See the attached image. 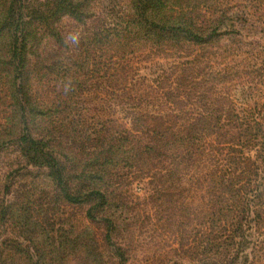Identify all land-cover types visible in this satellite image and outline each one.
<instances>
[{"label": "rangeland", "instance_id": "rangeland-1", "mask_svg": "<svg viewBox=\"0 0 264 264\" xmlns=\"http://www.w3.org/2000/svg\"><path fill=\"white\" fill-rule=\"evenodd\" d=\"M30 1L43 9L52 0L22 3ZM218 1L207 20L225 13L226 34L166 52L143 41L102 49L100 26L115 28L129 0H92V19L66 17L54 24L55 37L43 31L29 42L23 103L0 74V264H264V204L235 208L229 234L247 244L217 251L216 236L226 237L210 228V197L194 176L225 165L219 146L215 158L207 151L184 169L183 191L172 199L156 193L163 164L138 172L130 162L105 160L136 112L184 124L226 121L235 112L264 123V0ZM219 106L223 114H215ZM29 137L35 146L23 140ZM247 139L240 140L245 166L264 188V140Z\"/></svg>", "mask_w": 264, "mask_h": 264}, {"label": "trees", "instance_id": "trees-1", "mask_svg": "<svg viewBox=\"0 0 264 264\" xmlns=\"http://www.w3.org/2000/svg\"><path fill=\"white\" fill-rule=\"evenodd\" d=\"M91 2L92 0H52L51 4L43 5V10L42 7L35 9L30 5L31 1L27 6L22 0H0V74L6 75L8 87L14 90L12 98L19 104L27 98L23 77L29 67L28 52L32 46L29 42L37 44V38L40 37L38 33L41 32L42 36L43 31L50 33L51 38L55 37L54 24L66 17L78 22L92 19V13L89 12ZM218 4L220 1L216 3V0H129L127 9L114 24L115 28L100 26V47L104 49L118 42L123 47L131 48L130 44L143 41L153 47L167 49L166 52H177L191 46L211 45L213 40L226 34L220 32L227 21L225 13L218 20H207L209 13L214 10L213 6ZM26 9L29 12L25 14ZM56 37L61 38L62 34ZM102 49L100 50L103 51ZM160 93L164 100L169 99L166 91ZM22 106L23 104L20 106L21 120L26 114ZM262 109L264 110V105ZM255 111L257 112V106ZM206 112L209 114L210 108ZM223 112L222 106L215 109V114ZM134 114L136 116L132 129L123 128L115 133L121 145L115 151L106 152L105 160L109 158L110 162L116 164L130 162L138 172L142 168L154 172L163 164V174H155L154 180L160 177L159 180L163 183L159 186L163 185L164 188L156 189V193L172 199L175 190L180 188L183 191L181 185L182 177L185 176L182 175L184 169L198 163L196 158L207 151L209 157L213 156L211 152L218 153L215 147L219 146L221 153L218 155L225 158V165H211L199 177L194 176L195 183L199 190L210 197V228L226 237L222 240V236H216L217 251L221 246H225L227 250L234 245L242 247L247 244L244 238L238 243L235 241L237 233L231 237L227 220L235 208L246 210L247 207L250 208V202L257 206L264 204L263 185L256 183L248 173L250 167L247 169L245 166L248 161L243 155V143L240 144V140L247 136L250 137L247 139L249 142L258 138L264 140V123L253 117L251 120L234 117L235 112H231L232 117L226 121L218 116L214 120L207 115L208 117L203 116L186 124L176 118L167 119L163 115L152 117L149 113ZM233 129L237 133H231ZM236 139L237 143L230 144ZM23 140L30 141L35 146L30 137ZM209 157L205 159V164L210 163L207 162ZM200 212L203 214L204 210ZM255 215L261 221V211H255ZM205 218L206 215L202 218L203 222ZM238 229L240 232L243 230L242 226ZM243 234L244 232L239 235Z\"/></svg>", "mask_w": 264, "mask_h": 264}]
</instances>
